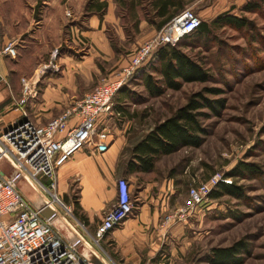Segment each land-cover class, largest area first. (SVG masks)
I'll return each instance as SVG.
<instances>
[{"label":"rangeland","instance_id":"rangeland-1","mask_svg":"<svg viewBox=\"0 0 264 264\" xmlns=\"http://www.w3.org/2000/svg\"><path fill=\"white\" fill-rule=\"evenodd\" d=\"M112 2L0 0V26L17 24L27 31H21L19 37L10 39L17 51L16 57L10 59L17 61V65L13 66L10 62V68L24 70V77L39 76L37 98L46 85L47 81L44 80L50 76L63 77L65 67L69 70L67 76L72 75L81 89L93 90L99 83L121 73L128 56L147 41L146 33L141 32L136 24L135 10L116 7L112 12ZM189 2L191 6L187 8L194 15L214 2V8L211 9L213 18L228 14L247 20L250 26L239 31L228 26L211 27V33L205 41L193 47L181 48L182 52L206 70L210 76L208 82L186 83L178 91L167 90L161 97L149 98L140 76L152 58L138 68L126 85L130 98L125 96L113 102L115 105L120 103L124 108L121 122L115 121L116 126L112 131L114 140L117 144L123 142L120 160L129 159L132 145L176 108L184 105L191 94L203 88L218 89L220 93L217 96L205 95L211 100L221 99L222 108L216 117L209 114L201 121L205 133L200 146L181 148L161 158L156 177L166 181L172 179L174 193L165 203L168 209L165 214L170 212L172 215L182 206L190 186L205 182L212 176L230 180L231 185L240 189L241 197L237 199L221 195L210 199L207 196V201L195 217H189L183 222H171L183 225L176 235L167 234L168 240L162 247V262L208 264L205 261L211 250L228 248L236 242H242L240 264H264V0H184L185 4ZM250 3L254 4L255 10L243 11L242 7ZM56 7L62 11V16L57 17L61 31L59 44L51 52L42 54L44 49L35 41L36 33L41 32L42 21L51 13H54L51 17L53 23H56ZM198 18L201 20L202 17ZM91 19L98 24L91 25ZM97 30L107 44L109 53L107 49L102 52L100 49L95 50L96 46L86 37L90 36L91 31ZM48 37L49 34H45L46 41ZM58 41L53 40L55 43ZM26 47H30L28 52ZM95 51L99 53L94 59L98 73H90L85 77L77 66L85 57L95 55ZM66 58L74 65L66 66L63 61ZM29 60H36L34 68L28 63ZM73 66L77 69L74 70ZM32 68L34 70L31 73H26ZM152 76L156 77L154 74ZM126 121L127 129L123 133L118 132ZM3 132L0 130V135ZM240 163L254 166L257 173H244L239 178L230 177V171ZM0 169L6 175L12 171L6 159L0 162ZM26 184L21 180L18 187L31 200L33 192ZM34 185L48 202L51 201L52 193ZM76 192L71 196L74 197ZM172 201L178 203L175 210L172 209ZM63 203L66 205L64 199ZM52 207L60 211L59 214L71 217L60 205L53 204ZM161 224L170 223L162 220ZM80 234L89 246L83 242L84 245L93 250L100 260H113L114 255L108 247L104 248L102 240L98 243L92 239L91 242L81 231Z\"/></svg>","mask_w":264,"mask_h":264},{"label":"built area","instance_id":"built-area-1","mask_svg":"<svg viewBox=\"0 0 264 264\" xmlns=\"http://www.w3.org/2000/svg\"><path fill=\"white\" fill-rule=\"evenodd\" d=\"M199 24L200 19L189 9L182 10L128 56L121 73L99 83L43 126L35 125L29 116V108L37 98L39 76L19 79L20 94L14 104L18 120L0 135V162L6 159L15 173L11 178L0 169V264H93L31 205L18 188V182L36 184L50 193L55 190L57 170L73 154L84 150L90 156L105 154L114 140L113 128L121 117L113 102L127 79L145 65L155 50L175 46ZM16 55L13 42L0 46V60L14 59ZM218 184L230 185L231 181L212 176L190 186L182 206L172 215L164 216V222H183L195 217ZM51 198L47 201L50 206L58 204L71 215V209L57 194L52 193ZM136 202L128 182L119 179L115 202L104 212L94 241L98 242L129 219Z\"/></svg>","mask_w":264,"mask_h":264},{"label":"crops","instance_id":"crops-1","mask_svg":"<svg viewBox=\"0 0 264 264\" xmlns=\"http://www.w3.org/2000/svg\"><path fill=\"white\" fill-rule=\"evenodd\" d=\"M54 3L56 5V2ZM112 3V12L116 7L135 10L136 24L139 25L138 28L141 32L146 33L145 40L147 39V41L153 38L172 17L191 6L190 2L185 4L184 0H113ZM213 5L214 2L212 5L204 7L198 11L196 16H201L202 21L212 19L214 17L213 12H211V9L214 8ZM54 10V18L57 19L58 15L62 16L60 7H56ZM53 14L51 13V16ZM51 16H47L42 21L41 32L36 33L38 35L35 41L41 44V48L44 49L42 54L51 52L59 44L60 24L58 19L56 23H53ZM90 23L94 26L98 24L93 19ZM21 31H25L23 26H17V24L13 26L1 25L0 46L10 42L11 38L19 37ZM98 32V30L96 32L91 31L90 36L86 37L96 46L95 50L99 51L100 49L102 52L107 49L109 53L107 44L104 43ZM45 34H49L48 41L45 39ZM53 40L58 42L55 43ZM29 48L26 47V52ZM95 52V55L85 57L77 66L85 74V77H88L90 73H98L94 59L99 53ZM63 61H65L66 66L74 65L69 62L68 58ZM10 62L13 66L17 65V61L13 62L7 58L0 60V130L2 132L18 120V114L14 111V104L20 94L19 79L24 77L22 74L25 73L19 68H10ZM28 63L33 65V68L37 64L36 60H29ZM33 68L26 73H31ZM73 68L74 70L77 69L75 66ZM63 72L65 73L63 77L50 76L44 80L47 81L46 85L37 100L29 108L30 119L35 125H46L50 120L60 116L67 107L90 92L85 90L86 88L81 89L72 75L71 77L67 76L69 70L67 71L66 67ZM122 125L118 132L123 133L127 129L128 121ZM122 149L123 142L117 144L116 140H113L109 150L100 156H90L86 150L76 152L57 170L55 190L50 193L57 194L62 202L64 199L66 205L63 204L71 209V217L65 214L62 216L66 218H64L65 223L73 229L77 236L69 231L74 237H79L87 244L80 231L88 237L89 241L94 240V233L103 218L104 212L115 202L118 180L125 179L129 184L132 197L137 200V205L136 211L129 219L101 239L104 248L108 247L114 255L113 260H103L99 256L101 258L99 261L90 249L84 244L81 245L90 254L92 253V257L101 264H164L162 262L164 258L162 247L164 244L166 245L165 242L168 240L167 234L176 235L183 225L180 223L161 224L163 217L171 214L170 212L165 214L168 210L165 203L174 193L171 185L172 179L169 178L166 181L156 177L161 159L156 162L154 170L150 173L126 175L128 158L120 160ZM26 185L33 192L32 198L42 200V194L34 184ZM75 192L76 194L72 197L71 194ZM25 198L32 205L31 200L33 199L29 200L26 196ZM177 204L172 201L173 210L178 207ZM154 258L156 259L153 261Z\"/></svg>","mask_w":264,"mask_h":264},{"label":"trees","instance_id":"trees-1","mask_svg":"<svg viewBox=\"0 0 264 264\" xmlns=\"http://www.w3.org/2000/svg\"><path fill=\"white\" fill-rule=\"evenodd\" d=\"M242 10L246 12L254 11V4H245ZM222 26H228L239 31L248 28L250 24L243 18L221 14L209 22L200 20L199 26L191 34L181 38L175 46H163L156 50L140 76L148 97H161L167 90L178 91L186 83L208 82L210 76L206 70L182 52L181 48L193 47L197 43L205 41L211 33V27ZM152 74L156 77H153ZM133 75L134 73L120 89L115 98L118 101L126 98L125 96L130 98L126 85ZM219 93L216 88H203L202 91L191 94L184 105L176 108L168 117L156 124L132 147L126 166V175L150 173L161 157L171 155L181 148L199 147L205 133L201 121L206 119L209 114L216 117L222 108L221 99L211 100L205 95L217 96ZM114 109L121 115L119 121H117V123H120L124 108L118 103L117 105L114 104ZM204 111H207L208 114ZM244 173L256 174L257 172L254 166L240 163L230 171L229 176L239 178ZM221 195L239 199L241 192L234 185L218 184L216 189L209 192L208 198L216 199ZM241 245L242 242H236L228 248L213 249L205 262L208 264H240V252L243 247Z\"/></svg>","mask_w":264,"mask_h":264},{"label":"water","instance_id":"water-1","mask_svg":"<svg viewBox=\"0 0 264 264\" xmlns=\"http://www.w3.org/2000/svg\"><path fill=\"white\" fill-rule=\"evenodd\" d=\"M14 172L11 171V174L9 175V177H14ZM32 202V206L39 210L41 215L45 218L48 219L49 221H51L52 225L62 234V236L72 245H76L78 251L90 262H92L93 264H101L100 262H98L96 259H94L92 257V254H90L88 251H86L81 243L78 242L77 238L74 237V235L65 227V225L63 223H61L58 218L54 215L53 211L46 206L45 202H42V200H39L37 198H33V200H31Z\"/></svg>","mask_w":264,"mask_h":264},{"label":"bare ground","instance_id":"bare-ground-1","mask_svg":"<svg viewBox=\"0 0 264 264\" xmlns=\"http://www.w3.org/2000/svg\"><path fill=\"white\" fill-rule=\"evenodd\" d=\"M41 195V194H40ZM42 200H43V202H45V204H46V206H49V208L53 211V213H54V215H56L59 219H60V222H62L64 225H65V227L66 228H68V230H70L72 233H74V231H73V229L71 228V227H69V225L68 224H66L65 223V219H64V217L62 216V215H60L59 214V211L58 210H56L55 208H53L52 206H50V204L47 202V200L42 196ZM58 219V220H59ZM65 221H64V220ZM48 220V219H47ZM75 234V233H74ZM76 235V234H75ZM77 236V235H76ZM78 238V240H80L81 241V239L79 238V237H77ZM82 242V244H84L83 243V241H81ZM87 247V246H86ZM88 248V247H87ZM89 249V248H88ZM91 250V249H90ZM92 252H93V250H91ZM93 256V255H92ZM99 261H101L99 258H98V256L97 255H94Z\"/></svg>","mask_w":264,"mask_h":264}]
</instances>
